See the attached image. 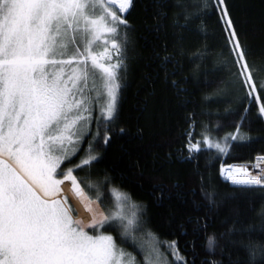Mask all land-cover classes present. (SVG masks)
<instances>
[{"label":"snow or ice","instance_id":"snow-or-ice-1","mask_svg":"<svg viewBox=\"0 0 264 264\" xmlns=\"http://www.w3.org/2000/svg\"><path fill=\"white\" fill-rule=\"evenodd\" d=\"M133 4L134 0H0V264H136L123 245L130 239L132 246L136 245L133 231L144 227L145 210H134L131 218L127 217L122 208L129 197L115 192L121 210L106 214L101 210L100 189L111 178L104 175L102 181L88 184V189L97 190L94 200L78 175L87 169L92 176L103 159L92 154L94 142L99 143L100 126L107 145L111 140L109 124L118 119L129 72L126 54L131 28L124 14ZM182 7L186 20L206 19L219 12L228 59H221V52L216 58L220 67L204 73L210 78L204 86L213 87L216 102L223 105V110L215 113L217 120L239 117L235 131L215 142L210 135L194 141L196 133L186 132L188 159L197 158L203 146L214 149L219 153L216 159L223 157L220 174L231 186L239 187L245 195L251 187H258L264 195V154L255 157L253 171L247 166L226 165L231 152L250 139L241 134L246 119L241 113L258 107L264 117V77L257 80L253 75L227 0H194ZM167 77L165 72L162 83L166 84ZM97 79L101 90L93 96ZM93 120L95 135L89 128ZM87 136L93 139L85 150L82 141ZM81 151L85 155L73 164ZM66 183L91 214L88 225L73 219L74 209L63 194ZM196 224L194 233L199 221ZM86 228L95 234L90 235ZM117 229L119 237L104 234ZM256 232L259 243L255 233L242 226L235 233L221 234L223 243L209 238L208 250L227 251V264H264V218ZM177 243L150 241L146 264H171L161 259V248L166 245L175 253ZM144 247L141 243V250ZM195 247L193 236L194 254ZM184 264H189L188 259Z\"/></svg>","mask_w":264,"mask_h":264},{"label":"trees","instance_id":"trees-1","mask_svg":"<svg viewBox=\"0 0 264 264\" xmlns=\"http://www.w3.org/2000/svg\"><path fill=\"white\" fill-rule=\"evenodd\" d=\"M193 2L134 0L133 7L124 14L131 28L126 54L129 72L118 119L109 124L111 140L107 145L103 142V125L100 126L99 143L94 142L92 154L103 159L92 176L87 169L78 173L82 186L94 200L97 190L88 189V184L102 181L104 175L111 178L100 189L101 209L106 214L121 210L115 192L129 197L122 208L127 217L131 218L134 210H145L144 227L133 231L136 245L132 246L131 239L128 245H123L124 251L140 264H146L145 247L140 248L146 240L178 242L175 253L166 245L161 248V258L171 264H184L185 259L189 264H219L221 260L227 264V251L208 250L206 240L211 234H215L218 243H223L221 234L235 233L244 226L255 233L256 243L261 240L256 232L264 218V195L260 189L251 187L250 194L245 195L239 187L231 186L230 181L224 178L223 181L220 174L223 157L216 159L219 153L214 149L203 146L197 158L188 159L186 132L196 133L194 141L210 135L215 142L234 132L239 122V117L228 121L216 119L215 113L222 111L223 105L216 102L214 88L204 86L205 80L210 79L204 73L220 67L216 58L221 52V59H228V52L224 51V24L218 22L219 12L206 19L186 20L182 5ZM227 7L240 41L248 51L247 62L259 80L264 77V0H227ZM123 36L121 28V39ZM180 36L182 40L177 39ZM165 72L168 73L166 84L162 83ZM95 83L101 90L99 79ZM99 112L97 105L95 115ZM241 114L246 117L241 134L250 139L231 152L226 165H253L255 157L264 154V117L259 115L258 107ZM89 128L95 135V120ZM92 139L87 136L82 141L83 149H88V141ZM84 155L85 151H81L73 164ZM252 165H247L250 171ZM69 187L67 183L63 186L76 213L74 219L89 224L91 214ZM133 205L138 207L133 209ZM197 221L199 230L194 233ZM104 234L119 237L120 230ZM193 236L195 254L191 250Z\"/></svg>","mask_w":264,"mask_h":264},{"label":"rangeland","instance_id":"rangeland-1","mask_svg":"<svg viewBox=\"0 0 264 264\" xmlns=\"http://www.w3.org/2000/svg\"><path fill=\"white\" fill-rule=\"evenodd\" d=\"M98 50H102V48L101 49H98ZM99 85H101L100 83H99ZM89 86H92V81L90 80L89 81ZM95 87H96V92H93V94H94V96L96 95V93H97V91L99 90L100 91V89L97 87V84L95 83ZM250 165H252V164H250ZM63 190H64V192H63V194L65 195V188H63ZM72 207V206H71ZM102 210V209H101ZM82 212H80V213H78V214H81ZM76 217V213H75V211H74V215H73V219ZM88 225V224H87ZM86 231H88L89 232V234H90V232H91V234L93 235V234H95L94 232H93V230H91V229H88V228H86L85 229ZM100 230V229H99ZM150 241L149 240H146V242H145V244H144V246H145V257L148 255V248H147V245H148V243H149ZM151 259H154L155 257H150ZM162 259V258H161ZM136 264H140V263H138V262H136Z\"/></svg>","mask_w":264,"mask_h":264},{"label":"clouds","instance_id":"clouds-1","mask_svg":"<svg viewBox=\"0 0 264 264\" xmlns=\"http://www.w3.org/2000/svg\"><path fill=\"white\" fill-rule=\"evenodd\" d=\"M209 238H211V239H213V240H217L215 234H211V235L207 238V240H208ZM207 240H206V246H207ZM252 264H255V262H252Z\"/></svg>","mask_w":264,"mask_h":264},{"label":"water","instance_id":"water-1","mask_svg":"<svg viewBox=\"0 0 264 264\" xmlns=\"http://www.w3.org/2000/svg\"><path fill=\"white\" fill-rule=\"evenodd\" d=\"M242 165H245V166H247V165H250V164H242ZM242 165H237V166H242Z\"/></svg>","mask_w":264,"mask_h":264},{"label":"flooded vegetation","instance_id":"flooded-vegetation-1","mask_svg":"<svg viewBox=\"0 0 264 264\" xmlns=\"http://www.w3.org/2000/svg\"><path fill=\"white\" fill-rule=\"evenodd\" d=\"M90 235H92L91 232H90Z\"/></svg>","mask_w":264,"mask_h":264},{"label":"bare ground","instance_id":"bare-ground-1","mask_svg":"<svg viewBox=\"0 0 264 264\" xmlns=\"http://www.w3.org/2000/svg\"><path fill=\"white\" fill-rule=\"evenodd\" d=\"M223 181H224V179H223ZM230 184V183H229Z\"/></svg>","mask_w":264,"mask_h":264}]
</instances>
